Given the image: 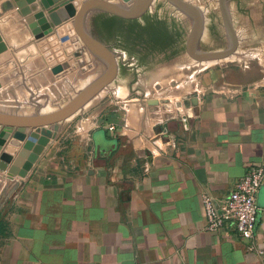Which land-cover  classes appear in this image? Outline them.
Here are the masks:
<instances>
[{
	"label": "crops",
	"instance_id": "crops-1",
	"mask_svg": "<svg viewBox=\"0 0 264 264\" xmlns=\"http://www.w3.org/2000/svg\"><path fill=\"white\" fill-rule=\"evenodd\" d=\"M40 1L29 16L42 11L51 23L49 10L56 2L46 9ZM87 1L78 0V12ZM105 1L134 11L147 2ZM184 1L202 14L197 36L195 18L171 0H150L136 18L86 11L81 26L113 53L117 76L102 96L61 123L25 178L0 172V264H264V255L248 250V242L231 229H206L201 197L223 199L264 157V44L259 52L248 47L264 42V29L253 34L264 16L258 12L264 0H226L227 19L218 0L222 30L216 15H208L206 0ZM96 15L122 21L118 39L131 24L156 20L166 35L153 46L136 33V51L119 45L113 50L107 37L92 31ZM25 18L15 0H0V36L8 47L0 65L15 63L0 75L3 102L6 90L28 88L33 79L47 76L52 84L75 85L78 93L106 71L105 58L90 54L93 69L79 72L74 81H52V37L59 38V27L76 19L54 26L42 41ZM223 52L229 53L199 58ZM254 56L260 61H247ZM225 59L244 60L219 63ZM203 62L211 64L202 68ZM12 138L13 133L0 154ZM257 204L256 242L264 249V184Z\"/></svg>",
	"mask_w": 264,
	"mask_h": 264
},
{
	"label": "water",
	"instance_id": "water-1",
	"mask_svg": "<svg viewBox=\"0 0 264 264\" xmlns=\"http://www.w3.org/2000/svg\"><path fill=\"white\" fill-rule=\"evenodd\" d=\"M15 1L21 14L26 17L25 19L36 39H42L46 36L48 37L52 34L54 26H59L71 18L76 19L75 23L67 22L65 26H60L58 29L66 52L71 53L69 56H66L65 52L62 50L59 51L62 46L57 38L52 37L53 39L51 43L54 47V50H52L54 57L50 62V70L54 79L67 77L68 79L73 80L79 72L85 73L93 69L94 63L91 61L90 54H93L99 59L105 58L107 65V69L102 75L81 89L71 101L57 111L50 113L36 111L30 115H20L0 111V151L10 134L13 133V138L9 145L0 154V172L7 171L10 177L20 176L21 178H25L44 152L46 146L52 139L57 137L61 123L75 115L91 100L100 95V93L104 91V89L109 86L117 76L118 64L113 53L103 42L94 39L81 26L86 11L90 8H94L111 15H117L124 18H136L142 16V14L149 8L150 0H147L144 6L136 11L127 10L126 6H123L122 4H115L105 0H91L85 2L79 12L76 8L78 0H62L60 2L59 0H41L40 2L42 6L46 9L50 4L56 2L53 9L49 10L51 23L46 21L42 11L37 12L33 16H29L40 6V4L38 5L36 3V0ZM171 1L181 11L195 18L196 23L194 25L193 34L194 36H197L202 28V14L200 11L184 0ZM123 2L131 5L134 0H123ZM220 3L225 14L226 0H220ZM225 18L227 19L226 14ZM77 34L79 36H77ZM81 38L85 42L87 50H83V45L80 41ZM7 50L8 47L0 36V55H2L0 56V61L1 58L5 56L4 53ZM227 53L229 52L205 53L199 58L203 61H209L227 56ZM13 65H15V63L13 64L12 62L1 64L0 75H2L7 68L13 67ZM1 87L2 83L0 81V88ZM28 128H31L32 130L27 133L26 129ZM22 142H24L23 147L18 152L13 164L9 167V163L13 160L14 155L17 153ZM1 206L0 203V208Z\"/></svg>",
	"mask_w": 264,
	"mask_h": 264
},
{
	"label": "built area",
	"instance_id": "built-area-1",
	"mask_svg": "<svg viewBox=\"0 0 264 264\" xmlns=\"http://www.w3.org/2000/svg\"><path fill=\"white\" fill-rule=\"evenodd\" d=\"M111 125L109 130H114ZM264 184V157L251 165L247 173L236 183L235 188L218 200L209 193L202 194L206 229L221 232L229 228L248 242V250L264 255V249L256 242V225L259 206L257 194Z\"/></svg>",
	"mask_w": 264,
	"mask_h": 264
},
{
	"label": "rangeland",
	"instance_id": "rangeland-1",
	"mask_svg": "<svg viewBox=\"0 0 264 264\" xmlns=\"http://www.w3.org/2000/svg\"><path fill=\"white\" fill-rule=\"evenodd\" d=\"M196 1L197 0H195V2ZM198 2H202L203 3L204 1L198 0ZM206 2L211 7L208 15H210V16H211V14H215L216 15V22L218 23L217 26L219 27V30H222V19H221V16L218 15L220 13L218 0H206ZM258 12H261L263 14L264 13V8L262 10H258ZM257 24H259V23L257 22ZM214 29H216L215 26H214ZM254 29H255L254 31L256 33H253V34H254L255 37H257L259 35L257 29H260V31L264 29V16H263V18H262V20L260 22V25L259 26L258 25L255 26ZM216 34L218 35V33H216ZM263 34H264V32H263ZM45 39L47 40L48 38H45ZM57 39L60 40V44L62 46V48L59 49V51L62 50L63 52L68 53V52H66L65 46L63 45V40L61 39L60 35H59V38H57ZM40 40L44 41L43 38L40 39ZM220 42H222V41L220 40ZM260 44H264V42L263 41L262 42H258L257 40H255L254 42H252L248 46L249 47V51H251V52H259L258 49L261 47V46H259ZM111 48L113 50L114 49L117 50L118 46L116 48V47H113L111 45ZM263 48H264V45H263ZM53 49H54V47H53ZM70 54L71 53H69V55ZM235 57L236 58H240L241 56H234L232 58H235ZM144 58H146V57L143 56L142 59H144ZM260 58L261 57L254 56V57H252L250 59H247V61L256 60L258 62V61H260ZM231 60H233V59H225V60H222V62H219V63H223V64L232 63V62L237 63V62H242L244 59L237 60V61H235V60L231 61ZM225 61H227V62H225ZM217 62H213V63L218 64ZM209 64H211V63L203 62V64L200 65V66L202 68H206V67H209ZM145 75H147V74L145 73ZM46 77L43 76L42 80L41 79H33V81H29V86L30 87H28V88L21 87L19 85V86H16V88H11V89L6 90L5 93L8 95L7 101L3 102L2 99H0V108L3 109V110H6V111H10L12 113H14V112L15 113H18V112L19 113H34L36 111L37 112H41V113H50V112L57 111L58 109H60L64 105H66L69 101H71V99H73L77 95V91L78 90L75 87V85H71L70 86L69 84H67L65 82H59L60 83L59 84V83H56V81H55V80H62L64 78H62V79H53V80L51 79L52 81H55V84H52V82L47 81ZM128 78H131V74H128ZM75 79H76V77L73 80H71V81H74ZM79 81H80V84H81V82L83 83L84 80L80 79ZM62 83H65V85L59 86ZM31 86H33V88H31ZM102 94L103 93H101V96H102ZM0 95H1V92H0ZM99 96L100 95H98L97 98H99ZM79 112H82V109ZM3 193H4L3 187L0 186V201H1Z\"/></svg>",
	"mask_w": 264,
	"mask_h": 264
},
{
	"label": "flooded vegetation",
	"instance_id": "flooded-vegetation-1",
	"mask_svg": "<svg viewBox=\"0 0 264 264\" xmlns=\"http://www.w3.org/2000/svg\"><path fill=\"white\" fill-rule=\"evenodd\" d=\"M92 31L96 35H100L103 37H107L109 39V43L113 47H117L118 45L123 49V50H132L136 51L135 48L133 47L132 39H133V34L138 33V37H140L141 31L134 27L133 25L128 26L126 29V37H123V39H118L116 38L117 33L120 31L122 28L121 24L119 23H110L108 20L105 19V17H102L100 15L94 16L92 18ZM163 24V23H162ZM135 32V33H133ZM142 35V33H141ZM156 43V42H155ZM111 47V46H110ZM119 48V47H118Z\"/></svg>",
	"mask_w": 264,
	"mask_h": 264
},
{
	"label": "trees",
	"instance_id": "trees-1",
	"mask_svg": "<svg viewBox=\"0 0 264 264\" xmlns=\"http://www.w3.org/2000/svg\"><path fill=\"white\" fill-rule=\"evenodd\" d=\"M110 23H119L121 24V20L117 19V18H112L110 20H108ZM134 27L138 28L141 33L140 36L142 37H146V41H148L149 44L151 45H155V44H159V42H157V40H161L165 38L166 35V27L164 26V24H162L161 21L156 20L155 22L149 23L148 26H141L138 23H133L131 24ZM156 42V43H155Z\"/></svg>",
	"mask_w": 264,
	"mask_h": 264
},
{
	"label": "bare ground",
	"instance_id": "bare-ground-1",
	"mask_svg": "<svg viewBox=\"0 0 264 264\" xmlns=\"http://www.w3.org/2000/svg\"><path fill=\"white\" fill-rule=\"evenodd\" d=\"M13 178V177H12Z\"/></svg>",
	"mask_w": 264,
	"mask_h": 264
}]
</instances>
